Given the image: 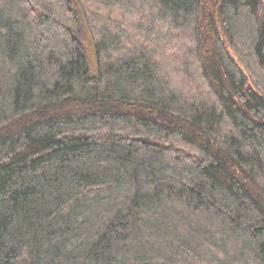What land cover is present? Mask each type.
<instances>
[{
    "label": "trees",
    "instance_id": "1",
    "mask_svg": "<svg viewBox=\"0 0 264 264\" xmlns=\"http://www.w3.org/2000/svg\"><path fill=\"white\" fill-rule=\"evenodd\" d=\"M0 264H264V0H0Z\"/></svg>",
    "mask_w": 264,
    "mask_h": 264
}]
</instances>
